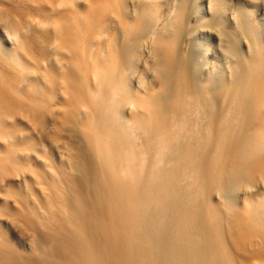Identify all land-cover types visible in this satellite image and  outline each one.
<instances>
[{
  "label": "bare ground",
  "instance_id": "obj_1",
  "mask_svg": "<svg viewBox=\"0 0 264 264\" xmlns=\"http://www.w3.org/2000/svg\"><path fill=\"white\" fill-rule=\"evenodd\" d=\"M0 27V264H264V0H0Z\"/></svg>",
  "mask_w": 264,
  "mask_h": 264
},
{
  "label": "rangeland",
  "instance_id": "obj_2",
  "mask_svg": "<svg viewBox=\"0 0 264 264\" xmlns=\"http://www.w3.org/2000/svg\"><path fill=\"white\" fill-rule=\"evenodd\" d=\"M230 3L232 4V5H236L237 4V0H230ZM1 27H2V25H1ZM1 27H0V37L3 39V41H4V43H5V45H7V46H9L10 44H11V37L9 36V34H8V32H6V28H2L1 29ZM213 37H209L208 36V41H209V46H208V48H209V51L210 52H212V51H214L213 52V54H215V55H221V51H219L220 50V48H219V50L217 49V41L216 40H214V39H212ZM214 40V41H213ZM217 51V52H216ZM2 194H0V196H1ZM3 221V220H2ZM3 227H5L6 228V230L8 231V233H9V235H10V238L12 239V241H16V240H18V238H19V233L16 231V228H14V227H12L10 224H9V222L8 221H6V220H4L3 221ZM24 242H26V239H24Z\"/></svg>",
  "mask_w": 264,
  "mask_h": 264
}]
</instances>
